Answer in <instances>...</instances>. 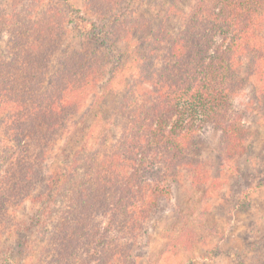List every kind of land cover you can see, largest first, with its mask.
<instances>
[{"label": "trees", "instance_id": "1", "mask_svg": "<svg viewBox=\"0 0 264 264\" xmlns=\"http://www.w3.org/2000/svg\"><path fill=\"white\" fill-rule=\"evenodd\" d=\"M127 1L89 4L103 13ZM62 20L27 22L29 30L17 34L20 52L13 48L11 60L0 55V111H9L3 142L11 137L16 143L0 144V232L26 248L33 264H94L93 256L98 261L109 249L111 235L125 230L128 243L138 234L165 180L178 168L192 167L193 184L207 179L196 145L207 126L219 129L227 158L247 153L250 130L235 98L255 76L262 93L257 98H264V0H199L185 29L174 36L158 29L155 43L166 41V50L159 49L160 66L152 69L145 98L132 95L112 110L116 141L106 148L76 149L57 183H51L29 160L27 146L43 134L32 133L45 124L52 135L72 121L82 89L98 85L102 72L92 54L72 50L65 55V72L46 79L48 57L59 40L53 28ZM28 105L34 109L25 120ZM39 177L48 184L46 191H34ZM21 183L30 188L18 192ZM22 194L45 203L32 242L11 216L10 206L22 202ZM187 241L194 243L191 237Z\"/></svg>", "mask_w": 264, "mask_h": 264}, {"label": "rangeland", "instance_id": "2", "mask_svg": "<svg viewBox=\"0 0 264 264\" xmlns=\"http://www.w3.org/2000/svg\"><path fill=\"white\" fill-rule=\"evenodd\" d=\"M198 2L128 0L114 13H101L90 6V0H0V55L4 59L13 58V48L20 52L17 34L28 29L27 22L61 16L64 22L53 28L59 40L55 52L48 55L46 79L65 72V55L72 50L92 54L102 67L97 87L82 89V103L72 121L52 135L46 134L47 125L36 126L38 132L32 135L43 134L27 147L29 160L40 174L57 183L76 149L106 148L116 141L119 128L112 121V110L122 100H132V95L143 100L151 87L152 69L160 66L156 58L160 47L165 52L167 42L155 43L158 29H168L172 36L185 29ZM254 84L259 85L256 76L235 98L250 130L247 153L227 158L219 129L207 126L196 143L207 179L193 184L192 167L178 168L165 180V190L161 196L158 192L157 206L138 234L128 243L125 230L111 235L109 249L98 261L94 255V264H264V98H257L262 93ZM33 109L28 105L25 120ZM7 114L5 108L0 111V144L12 145L16 143L11 137L3 142ZM26 184L21 183L18 192L29 189V185L24 188ZM47 187L39 177L34 191ZM26 198L22 194L19 199L24 200L10 206L11 216L21 224L24 239L32 242L38 210L45 203ZM6 237L0 232V264H33L26 248ZM190 237L193 244L187 241ZM130 244H134L132 253L125 256Z\"/></svg>", "mask_w": 264, "mask_h": 264}]
</instances>
